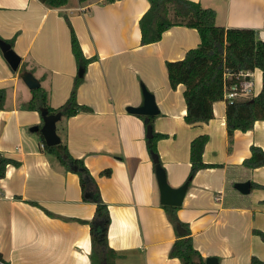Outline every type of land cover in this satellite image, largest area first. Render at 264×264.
<instances>
[{"label":"crops","instance_id":"crops-1","mask_svg":"<svg viewBox=\"0 0 264 264\" xmlns=\"http://www.w3.org/2000/svg\"><path fill=\"white\" fill-rule=\"evenodd\" d=\"M191 1L212 8L217 25L252 28L264 40V0ZM148 7V0H67L56 8L39 0H0V37L11 40L21 58L12 72L0 51V88L6 89L0 154L19 162L8 164L0 178V254L7 264H106L99 250L92 251L89 222L96 205L84 197L78 176L64 173L44 150L40 133L30 131L42 118L25 107L31 94L19 76L31 72L49 106L65 103L79 69L66 20L83 55L93 57L76 89V101L91 110L61 115L56 132L59 127L61 143L83 161L107 204L109 264H182L169 251L187 230L173 224L160 203L144 117L126 110L142 104L140 82L159 109L150 125L164 135L156 148L171 187L188 177L191 140L208 137L202 161L209 166L193 175L176 206L204 264L207 257L216 264H250L253 256L264 261V241L256 232H264V165H243L252 145L264 151V120L229 136L221 99L208 121L186 123L184 86L170 87L165 63L182 59L200 38L196 29L174 25L160 40L142 45L138 20ZM251 78L255 96L262 71L254 69ZM104 169L110 174L102 175ZM245 181L248 192L236 187Z\"/></svg>","mask_w":264,"mask_h":264},{"label":"trees","instance_id":"trees-1","mask_svg":"<svg viewBox=\"0 0 264 264\" xmlns=\"http://www.w3.org/2000/svg\"><path fill=\"white\" fill-rule=\"evenodd\" d=\"M39 1L50 8L60 7L67 3V0ZM148 3L149 7L138 20L142 45L160 40L162 33L174 25L194 28L200 38L198 46L187 50L182 59L165 63L170 87L175 88L178 84L184 86L185 122L196 124L212 118L213 103L223 99L224 85L231 82V79L225 78L227 72L236 74L239 71H253L256 68L262 71L261 90L255 96L227 103L225 110L227 133L231 136L235 129L247 130L253 126L256 120H264V40L259 38L258 32L252 28L219 26L215 23V11L212 8L202 7L195 1L148 0ZM66 21L71 33V49L76 64L78 68L85 69L93 57L86 58L83 55L76 34L70 22ZM0 39L11 45V40L1 37ZM82 77L75 76L70 95L60 107L53 108L48 105L47 93L41 86L30 90L31 96L25 107L39 113L43 109H46L48 113L61 112L65 118L74 116L80 111H90L88 106L76 101V89ZM5 97L6 89L0 88V109L4 106ZM152 120L153 117H150L151 125ZM162 136L164 135L152 130V137L146 138V147L150 155L153 153L158 155L156 142ZM40 138L44 150L52 154L61 166L72 168L84 178L83 181H80L82 193L84 197L87 194L86 197L96 205L93 218L89 222L92 251L99 250L101 257L105 259L106 264H109L108 257L113 253L107 242L110 216L107 204L101 198L94 177L81 159L70 154L65 144L60 142L55 146H47L41 134ZM207 139L206 135H198L191 140L189 147L191 165L185 182L189 183L199 169L209 166L202 161V153ZM250 152V156L243 161V165L248 168L264 165V151L261 148L252 145ZM8 164L18 165L19 162L0 154V178L4 177ZM153 166L155 167L154 163ZM101 174L109 175L110 169L102 170ZM162 207L173 224L180 225L187 230L185 235L178 237L173 242L169 256L179 258L182 264H204L202 255L193 246L187 226L181 223L176 216L178 207L169 205H162ZM256 232L264 241V232ZM0 264H7L1 254ZM250 264H264V261L253 256Z\"/></svg>","mask_w":264,"mask_h":264},{"label":"water","instance_id":"water-1","mask_svg":"<svg viewBox=\"0 0 264 264\" xmlns=\"http://www.w3.org/2000/svg\"><path fill=\"white\" fill-rule=\"evenodd\" d=\"M0 51L4 59L8 63L9 67L11 68V71H17L21 58L15 53L11 45L5 42L4 40L0 39ZM82 75L83 68L81 67L78 69V76ZM19 76L30 90L38 88L40 86L39 81L29 71H22ZM142 95V104L138 106H127L126 110L131 114L144 116V123L146 125V138H151L152 126L149 123V119L150 117L158 114L159 109L155 103L154 96L144 86H142ZM40 115L42 118V125L32 126L30 127V131L39 132L42 135L44 142L47 146L58 145L61 142V138L56 132V122L60 119L62 115L61 112L48 113L46 109H43ZM151 158L153 163L155 164L154 171L160 191V203L174 206L180 205L188 188V182H184L179 187H171L166 180L165 171L159 163L158 155L153 153L151 154ZM236 187L242 192H248L250 188L248 181L236 183ZM178 231L181 234H184L185 232L181 227H178ZM216 263L217 259L215 257H207L205 259V264Z\"/></svg>","mask_w":264,"mask_h":264},{"label":"built area","instance_id":"built-area-1","mask_svg":"<svg viewBox=\"0 0 264 264\" xmlns=\"http://www.w3.org/2000/svg\"><path fill=\"white\" fill-rule=\"evenodd\" d=\"M251 72L252 71H239L236 74L230 72L225 74L226 79H231L230 83L224 85L223 100L226 103H232L238 99L254 96ZM232 78L234 81H232Z\"/></svg>","mask_w":264,"mask_h":264},{"label":"rangeland","instance_id":"rangeland-1","mask_svg":"<svg viewBox=\"0 0 264 264\" xmlns=\"http://www.w3.org/2000/svg\"><path fill=\"white\" fill-rule=\"evenodd\" d=\"M132 75L134 76V74H132ZM136 77H137V79H138V76H136ZM138 81L140 82L139 79H138ZM21 84H22V83H21ZM142 85H144V86L146 87V85L144 84V82H140V83H139L140 91H142ZM20 95L23 96L22 94H20ZM7 98H9L8 93H7ZM19 99H20V98H19ZM138 117H139V116H138ZM57 133H58V134L60 133V131H59V127L57 128ZM60 134H63V132H61ZM63 172L66 173V174L71 173L72 176H78L79 182H80V181H83V179H84L81 175H79L77 172L73 171L72 168H70V167H64V168H63Z\"/></svg>","mask_w":264,"mask_h":264}]
</instances>
